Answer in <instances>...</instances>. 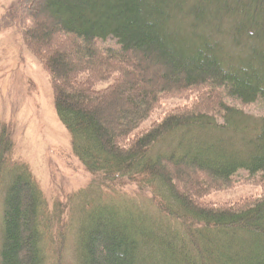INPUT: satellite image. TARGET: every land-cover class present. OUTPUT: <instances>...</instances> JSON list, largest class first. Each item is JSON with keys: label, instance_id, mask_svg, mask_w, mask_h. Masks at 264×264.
<instances>
[{"label": "trees", "instance_id": "trees-1", "mask_svg": "<svg viewBox=\"0 0 264 264\" xmlns=\"http://www.w3.org/2000/svg\"><path fill=\"white\" fill-rule=\"evenodd\" d=\"M27 2L18 4L31 21L23 36L29 45L46 46L43 56H36L50 75L56 114L75 156L86 171L100 173L109 184L155 186L153 215L183 228H176L183 234L176 253L172 233L155 235L161 223L138 224L128 233L125 225L104 227L100 215L84 230L80 264H151L135 257L139 237L159 247L162 264L169 257L175 264H264V197L244 208H207L194 194L199 185L203 194L209 187H228L240 169L264 179V116L251 117L222 97L243 103L264 98V0H40L38 23ZM56 37L62 45L52 47ZM108 37L119 47L100 49L96 40ZM68 42L72 58L64 50ZM137 54L143 62H135ZM150 60L164 72L143 80ZM111 70L121 72L114 85L93 91L92 82L105 80ZM81 73L84 79L78 78ZM200 85L211 89L197 111L167 114L121 146L161 95ZM106 97H113L111 107L121 108L117 127L105 126L99 116L97 107ZM163 142L168 143L161 150ZM186 168L215 183L196 182L194 175L187 180L193 181L191 188L182 185L179 191L176 181ZM10 180L2 201L0 264H46L43 240L49 219L42 218L43 195L25 167ZM103 205L115 209L113 203ZM61 246L55 248L58 261Z\"/></svg>", "mask_w": 264, "mask_h": 264}, {"label": "rangeland", "instance_id": "rangeland-1", "mask_svg": "<svg viewBox=\"0 0 264 264\" xmlns=\"http://www.w3.org/2000/svg\"><path fill=\"white\" fill-rule=\"evenodd\" d=\"M20 1L0 0V153L2 154L0 245L3 197L10 179L25 167L43 195L45 215L42 218H45V223L49 219V222L46 223L47 229L43 240L46 264H80L83 261L79 255L83 247L84 230L92 226V221L100 215V222L104 227L109 223L115 227L125 225L128 233L132 230L135 231L139 227L138 224L148 227L147 225L152 222L161 223L162 231L155 232V235L160 233V235L166 236L172 233L176 238L173 247L177 253L179 250L177 241L183 234H179L176 228L178 230L183 228L177 223H173L171 219H161L153 215L157 209L151 200L152 190L156 189L155 186L153 189L146 187L138 189L136 183L128 181L121 184L115 181L114 184H109L100 173L86 171L73 153L70 135L56 114L50 75L40 62V57L36 56V53L43 56L46 46L45 44L41 46L32 43L29 45L23 36L24 30L31 27V21L27 13H22L19 9ZM39 2L40 0H28L27 2L32 7L31 13L36 14L35 22L37 23L41 20V16L37 17L35 11ZM61 42L62 40L56 37L51 46L62 45ZM96 44L100 49L119 47L116 39L112 37L105 40L97 39ZM30 46L36 52L31 50ZM64 50L69 53V58L73 57L69 42ZM228 52L234 53L233 50H228ZM238 52L236 51V53ZM135 59H137L135 62H143L140 54L135 55ZM145 63L147 71L143 80H147L150 76L157 78L164 72L162 71L165 69L164 66L162 67L155 61L150 60ZM120 74L119 70H111V74L105 80L92 82L91 89L99 93L103 90L108 91L109 87L114 85L115 78ZM84 77V73H81L78 78L84 79ZM140 80L141 78H136L135 83L139 85ZM210 89V85L206 87L200 85L180 90L178 93L161 95L147 117L120 141L122 142L121 146L127 145L130 139L150 129L167 114L190 109L197 111L198 103L203 104L202 102L205 101L206 95H209ZM135 91L137 92L134 90V93H136ZM218 91L220 92V89ZM127 95H133V92L130 91ZM122 97L125 98L126 95H122ZM222 97L226 104L242 110L251 117L264 116V98L259 97L253 102L243 103L227 95ZM112 100L113 97H106L99 102V105L97 104L99 116L103 118L105 126H109L111 123L116 126L121 118V108L111 107ZM165 143L163 142L159 146L161 150L166 149ZM171 168L169 167V169ZM170 171L172 173L174 170ZM185 171V175L182 173L180 176L181 180L174 179L178 184L179 191L182 190V185L185 189L191 188L189 184L193 185V181L188 182L187 180L192 179L194 175L193 178L196 182L205 180L211 185L215 183L200 173L191 174L187 168ZM261 176V173L249 175L246 170L240 169L233 175L228 187L219 189L209 187L203 194L200 193L203 188L200 185L199 188L196 186V188L194 187L195 191H198L194 194L199 195L196 202L207 208H228V206L244 208L264 197V179ZM112 203L115 207L112 210L103 205ZM149 214H152L150 220L141 221ZM110 226L109 228H111ZM107 229L103 228L104 231ZM60 233H63V237L60 239L61 243L59 242ZM139 241L140 253L135 255L136 259L140 258L143 263L157 264L155 262H158L162 264L163 260L156 253L159 247L153 245L149 239L139 237ZM184 243L187 246V242ZM58 244L62 245L59 261L55 249ZM167 253L170 254V252ZM171 258L169 257L164 262L175 264Z\"/></svg>", "mask_w": 264, "mask_h": 264}]
</instances>
